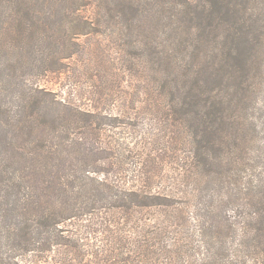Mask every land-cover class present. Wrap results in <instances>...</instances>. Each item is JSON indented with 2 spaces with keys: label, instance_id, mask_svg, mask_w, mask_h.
Wrapping results in <instances>:
<instances>
[{
  "label": "trees",
  "instance_id": "trees-1",
  "mask_svg": "<svg viewBox=\"0 0 264 264\" xmlns=\"http://www.w3.org/2000/svg\"><path fill=\"white\" fill-rule=\"evenodd\" d=\"M100 31L118 34L152 76L138 108L180 129L172 138L193 153L185 168L229 184L218 198L199 195L196 226L180 195L94 177L91 157L104 148L86 134L98 132L96 115L38 84L80 52V36ZM157 207L172 224L136 232L133 249L116 235L125 261L168 252L170 241L171 254L199 246L192 264H264V0H0V264L67 245L61 228L74 219L104 211L130 223Z\"/></svg>",
  "mask_w": 264,
  "mask_h": 264
},
{
  "label": "rangeland",
  "instance_id": "rangeland-1",
  "mask_svg": "<svg viewBox=\"0 0 264 264\" xmlns=\"http://www.w3.org/2000/svg\"><path fill=\"white\" fill-rule=\"evenodd\" d=\"M86 14L93 16L92 10ZM79 39L80 52L61 71L49 73L37 81L65 105L96 115V119H91L95 123L93 126L100 122V136L96 130L89 131L86 136L90 147L98 141L104 149L91 157L98 170L92 175L150 194L180 195L184 200L179 199V202L186 205L188 224L190 227L198 225L205 205L201 204L203 200L199 195L209 193L218 198L221 189L225 192L229 184L223 179L218 182L209 179L210 183H206L200 179V174L187 170L185 167L191 162L193 153L186 144L172 138L180 129L170 124L166 126L164 119L150 114L149 109L138 108L139 101L147 102L149 96L141 95L139 89L143 81L146 85L152 76L137 66L138 54L133 48L124 44L113 31H100ZM257 155L259 147L254 148L253 156L257 158ZM185 193L191 197L185 198ZM163 208L145 209L135 219L137 223L135 220L107 222L106 219L113 216L104 211L74 219L61 228L63 235L68 237L67 245H58L50 252L24 254L17 259V264H106L113 253L119 255H115L117 259L111 264H192L198 261L199 246L193 251L187 248L179 254H171L167 240L164 245L168 252L163 250L149 256L147 252H135L127 261V256L115 252V248L120 249L115 243L116 235L126 237L133 249L135 239L143 238L140 235L136 238V232L153 235L157 228L155 222L172 224L164 216ZM229 211L239 216L242 209ZM237 219L243 221L240 217ZM139 222L152 226L142 229L136 226ZM199 240L196 236L194 245H199Z\"/></svg>",
  "mask_w": 264,
  "mask_h": 264
}]
</instances>
